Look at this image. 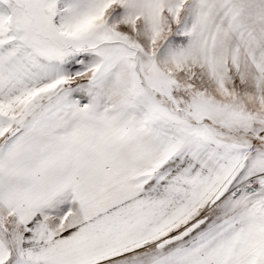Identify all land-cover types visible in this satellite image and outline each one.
<instances>
[{
    "label": "snow or ice",
    "instance_id": "snow-or-ice-1",
    "mask_svg": "<svg viewBox=\"0 0 264 264\" xmlns=\"http://www.w3.org/2000/svg\"><path fill=\"white\" fill-rule=\"evenodd\" d=\"M0 264H264V0H0Z\"/></svg>",
    "mask_w": 264,
    "mask_h": 264
}]
</instances>
